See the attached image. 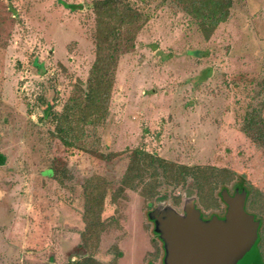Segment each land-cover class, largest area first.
Masks as SVG:
<instances>
[{
  "label": "rangeland",
  "instance_id": "rangeland-1",
  "mask_svg": "<svg viewBox=\"0 0 264 264\" xmlns=\"http://www.w3.org/2000/svg\"><path fill=\"white\" fill-rule=\"evenodd\" d=\"M91 1L0 0V233L18 237L9 264H23L24 218L74 264H159L147 204L181 213L194 200L207 218L223 210L219 181L264 194V0H232L209 40L172 0H127L147 22L81 151L53 141L43 113L86 81Z\"/></svg>",
  "mask_w": 264,
  "mask_h": 264
},
{
  "label": "trees",
  "instance_id": "trees-1",
  "mask_svg": "<svg viewBox=\"0 0 264 264\" xmlns=\"http://www.w3.org/2000/svg\"><path fill=\"white\" fill-rule=\"evenodd\" d=\"M172 1L196 23L204 40H209L218 25L229 18L232 7V0ZM90 7L94 18L91 34L94 60L86 81L83 84L80 82L76 84L77 86L65 101L61 111H53L51 106H47L43 113L44 119L49 122L50 138L65 149L73 148L81 151H91V148L86 149L85 147L86 138H89L95 127L103 124L107 118L118 60L122 54L134 49L136 37L147 22V17L127 0H92ZM94 145L93 142L90 143V147L94 148ZM5 160V156L0 153V166L5 164ZM189 171V175L197 178L193 169ZM229 176L235 177V174L230 173ZM125 179L127 180L128 177L126 176ZM226 182L227 180L219 181L218 185L221 189L216 195L218 203H222L223 206L226 205L222 202L221 193L223 191L228 193ZM239 182L244 183L243 180L235 183L239 184ZM246 188L247 190L237 185L233 192L234 194H245L244 209L247 206V209L252 212L249 215L258 222L257 247L264 255V194L256 189ZM210 200H213L212 197ZM197 203L198 201L195 205ZM160 205L149 203L146 208L149 212ZM196 207L200 209L197 205ZM211 216L217 215L212 214ZM153 237L154 245H156L152 256L160 259L161 243L155 234Z\"/></svg>",
  "mask_w": 264,
  "mask_h": 264
},
{
  "label": "water",
  "instance_id": "water-1",
  "mask_svg": "<svg viewBox=\"0 0 264 264\" xmlns=\"http://www.w3.org/2000/svg\"><path fill=\"white\" fill-rule=\"evenodd\" d=\"M221 199L226 205L222 218L204 219L194 200L181 213L169 206L147 213L162 245V264H255L250 256H258V222L244 209L245 194L223 191Z\"/></svg>",
  "mask_w": 264,
  "mask_h": 264
},
{
  "label": "crops",
  "instance_id": "crops-1",
  "mask_svg": "<svg viewBox=\"0 0 264 264\" xmlns=\"http://www.w3.org/2000/svg\"><path fill=\"white\" fill-rule=\"evenodd\" d=\"M30 221V219L24 218V222ZM24 225V230L21 235V240H19V253L24 254L21 258L23 264H74L73 259L68 258V252L61 250L59 248V242L51 237V240L42 243V232H32L27 231V225ZM29 234V235H28ZM2 238V239H1ZM13 233L9 235H4L0 233V264H9L11 258L7 256L10 250L9 240L17 239ZM8 245V246H7ZM59 254L67 255L66 261H60Z\"/></svg>",
  "mask_w": 264,
  "mask_h": 264
},
{
  "label": "flooded vegetation",
  "instance_id": "flooded-vegetation-1",
  "mask_svg": "<svg viewBox=\"0 0 264 264\" xmlns=\"http://www.w3.org/2000/svg\"><path fill=\"white\" fill-rule=\"evenodd\" d=\"M224 207V209L222 210V213H220V214H216L217 216H218V218H222L223 216H224V213H225V211H226V206H223ZM211 216H209V217H207V218H204V219H209ZM161 248H162V245H161ZM162 257H163V250H162V255H161V257H160V259H159V264H162Z\"/></svg>",
  "mask_w": 264,
  "mask_h": 264
}]
</instances>
